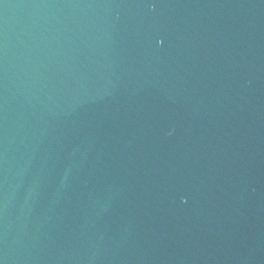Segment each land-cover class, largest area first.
Returning a JSON list of instances; mask_svg holds the SVG:
<instances>
[{"label": "water", "instance_id": "1", "mask_svg": "<svg viewBox=\"0 0 264 264\" xmlns=\"http://www.w3.org/2000/svg\"><path fill=\"white\" fill-rule=\"evenodd\" d=\"M191 0H0V264H177Z\"/></svg>", "mask_w": 264, "mask_h": 264}]
</instances>
